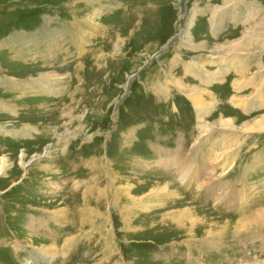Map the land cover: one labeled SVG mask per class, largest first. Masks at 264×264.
I'll return each mask as SVG.
<instances>
[{
    "label": "rangeland",
    "instance_id": "obj_1",
    "mask_svg": "<svg viewBox=\"0 0 264 264\" xmlns=\"http://www.w3.org/2000/svg\"><path fill=\"white\" fill-rule=\"evenodd\" d=\"M183 2L184 29L169 42ZM206 88L223 100L206 121L245 114L234 93L252 117L264 113V0H0V159L9 165L0 264H263L264 226L246 231L237 221L264 207V160L244 172L262 155L264 129L244 138L214 128L203 148L213 142L219 156L203 164L194 136ZM176 152L214 168L198 195L164 165ZM225 156L233 167L220 176ZM169 179L184 201L152 190ZM240 194L246 205L235 202ZM183 206L205 223L176 218ZM219 229L220 244L203 243ZM42 249L52 250L48 262Z\"/></svg>",
    "mask_w": 264,
    "mask_h": 264
},
{
    "label": "bare ground",
    "instance_id": "obj_2",
    "mask_svg": "<svg viewBox=\"0 0 264 264\" xmlns=\"http://www.w3.org/2000/svg\"><path fill=\"white\" fill-rule=\"evenodd\" d=\"M77 34V33H76ZM243 39V38H242ZM252 39V38H251ZM240 42V41H239ZM235 43V42H234ZM237 43V42H236ZM239 45V43L237 44ZM235 46V45H234ZM240 46V45H239ZM245 46V45H244ZM245 49V48H244ZM246 50V49H245ZM229 60V59H228ZM233 60H229V62H231ZM241 71V70H240ZM217 72V71H216ZM213 75V74H212ZM217 76V75H216ZM213 77V76H212ZM222 78V77H220ZM214 79V78H213ZM17 81V80H15ZM35 81V80H34ZM37 82V81H36ZM222 82V81H221ZM235 82H237V80H235ZM14 82L10 83V85H12ZM20 83V82H19ZM242 83V82H241ZM263 84V83H262ZM9 86V85H7ZM18 86V89H21L19 88L20 86L18 84H16V87ZM22 89H25V88H22ZM238 89H241V88H235V90L237 91ZM204 91H206V94L208 93V96L210 98V101L209 103L205 104V106L203 108H200L199 111L200 113L198 112V115H199V119H198V126H201L202 128L198 129V133L197 135L194 136V138H197L196 141L197 143L196 144V147L198 149H201V155L202 157L199 158V161H202L203 160V164L204 163H212L214 161V158H218V153H215V150H214V143L211 142L209 143L210 145L206 146L203 148V146L205 145V142H209V139L211 138L210 135L211 133L213 132V130H215L214 128H218V130L220 129V131L224 132V130H226L225 132H230L232 133V131L236 130V129H240L241 131H239V135L241 137H247L246 134H248V132H251V133H256L258 132L259 130H263L264 129V113L263 114H258L257 116L255 117H252L251 114H248V112L246 111H249L250 109L253 108V105L250 104V107L247 106V107H242V105H244V97L242 96H238L236 95L235 93L231 95V101L230 103H234L237 105L238 107V110L242 111V112H245V114H241V116L239 117V114H238V117H233L231 116L230 114L226 113L225 110L221 113L218 114V116L212 118V120H214V122H210V121H206L204 119L205 115H207L209 112H211V109L215 107V105H219L221 106L223 100L220 99L218 100L216 98V96L214 95V93L212 91H209L206 89H202ZM263 90V89H262ZM234 91V90H233ZM264 93V91L262 92ZM261 93V95H262ZM193 95V94H192ZM191 95V98L194 102V104L198 103L200 100L199 98H197L196 96L195 97H192ZM258 96V95H257ZM260 97V96H258ZM223 98V97H222ZM245 99H247L245 97ZM261 99V98H260ZM258 100V99H257ZM263 100V99H262ZM250 101V100H249ZM262 102V101H261ZM200 103H203V102H200ZM264 103V102H263ZM224 104V103H223ZM202 105V104H201ZM200 105V106H201ZM204 105V103H203ZM226 105V104H225ZM260 105H262L260 103ZM196 106V105H195ZM257 106L259 107V104H257ZM224 107V106H223ZM225 109V108H224ZM242 109V110H241ZM216 110V109H215ZM214 110V111H215ZM244 110V111H243ZM217 111V110H216ZM207 113V114H206ZM212 115V114H211ZM242 116H245V117H242ZM2 130V129H1ZM260 132V131H259ZM230 135V134H229ZM236 135V134H235ZM251 136H254V135H251ZM227 135L224 136L222 135V137L217 141L219 144L223 145L224 147H228L229 145H231V139L227 140ZM250 139H254V138H250ZM259 139V138H258ZM253 140H251L249 142V144H253L251 143ZM240 142V141H239ZM237 142V143H239ZM254 143H256V141H254ZM194 144V145H195ZM238 145V144H237ZM248 145V144H247ZM204 149V150H202ZM234 149V148H233ZM249 149L250 147L248 148V151L245 153V155H248L249 154ZM208 150H211V151H208ZM185 151V150H184ZM227 151V150H226ZM260 151V150H259ZM239 152V150H238ZM222 153V152H221ZM226 154V152H224ZM235 153V152H234ZM168 155V154H167ZM180 155H185V154H182L181 152H176V155H172L170 157L172 158H178L177 162L173 161V160H170V161H167L164 159V165H167L171 168H175V173H178V181H182L185 183V185L187 187H191L192 188V193L191 194H194L196 195L197 193H199L200 190H202V186L205 185L203 184L204 182V179L207 178L206 175H209V176H214V174H216L214 172V168H210L209 170H204L203 171L201 170V166L198 167V164L196 163L195 165L191 164V163H185V161L182 162V158ZM191 156H189V158L191 159H197L196 157H194L192 154H190ZM228 155V154H226ZM253 159V163L251 165H247L245 166L244 168V172L248 173L249 171L251 170H255V168H257L261 163L264 164V162H261L259 164V161L260 159L261 160H264V156L261 155L260 152H257V154H255ZM222 159V158H219V160ZM229 159L228 156H225L223 157L222 159V163L220 165V168H221V173H220V176H223L225 173L227 174L231 168L233 167L232 165V161L234 159V157H232L231 161L230 162H227V160ZM181 160V161H179ZM187 160V159H186ZM217 161V160H216ZM215 161V162H216ZM8 160L7 158L5 157H2L0 159V175L3 174V172L7 169V167L9 165H7L8 163ZM219 163V161H217ZM217 163V164H218ZM227 163V164H226ZM175 165V166H174ZM174 166V167H173ZM212 167V166H211ZM167 168V167H166ZM180 168L182 170H180ZM203 168V167H202ZM168 169V168H167ZM243 172V173H244ZM225 174V175H226ZM216 177V176H215ZM214 179V177H213ZM212 179V180H213ZM224 181V180H222ZM222 181L220 179H217L215 180V182H218V185L215 186V188L217 189L218 186H222V189H221V193H223L225 191V195L227 194V192L231 189V188H227L223 185ZM207 182V181H206ZM205 182V183H206ZM168 184H171L172 188H169V185ZM214 183V182H213ZM150 184V183H149ZM216 184V183H215ZM220 184V185H219ZM158 186V187H157ZM178 185H175L173 183L172 180L169 179V182H165L164 185H162V183H159V182H154L153 184V189L155 187L158 188L159 192L162 194V193H166V195L168 194L169 197H175L177 199V201H184L185 199L184 196H183V192H179L178 188H177ZM212 187V186H211ZM180 188V187H179ZM207 188V187H206ZM210 188V187H209ZM226 189V190H225ZM150 190V191H152ZM193 190L197 193H194ZM205 190V189H204ZM207 190V189H206ZM212 194H215L219 197V194H218V190H217V193H216V190L214 188H211L210 191ZM234 194L236 193L234 190H233ZM229 197H235V195L233 193H231L229 191ZM245 193V192H244ZM198 195V194H197ZM210 195V194H209ZM224 195V196H225ZM264 195V194H263ZM165 196V195H164ZM226 196V197H228ZM241 198L238 196V198L235 200V202L237 204H240L241 201H244V202H247V200H244V199H247V196L246 197H243L242 194H240ZM216 198V197H215ZM258 198V197H257ZM235 198H233L234 200ZM222 201V200H221ZM229 201V200H228ZM242 202V204L240 205H246L247 203H244ZM149 204V203H148ZM191 205V204H190ZM189 205V206H190ZM249 205V204H248ZM257 205V204H256ZM252 206V203L251 205ZM250 206H247V207H250ZM255 206V204H254ZM193 207V206H192ZM246 207V209H247ZM202 208V207H201ZM206 210V209H205ZM246 210H241V212H245ZM250 211V215L248 217H242V218H239L238 219V224L239 226L242 228V229H245L246 231H249L251 229H254V228H258V227H262L264 226V207H259V208H254L253 210H249ZM240 212V213H241ZM179 214H177L176 218H180V219H185L188 223L191 224V226H193L195 223H200V225L202 226L203 223H205L204 219L201 217L199 218V216L194 212L192 211L190 208L186 207V206H183L182 210L180 212H178ZM201 213V212H200ZM175 215V214H174ZM172 219V218H171ZM176 220V219H175ZM172 221L173 224L175 225H179L180 224V221H173V220H170V222ZM207 223V222H206ZM211 225V224H210ZM217 225V224H216ZM221 226V225H220ZM258 226V227H257ZM226 226H222L221 229L225 228ZM263 228V227H262ZM219 229V232L215 233L216 236L214 237V235H210V236H206L204 239H203V243H218L220 244L221 243V236L223 235V232L222 230ZM210 230H208L206 232V234H210ZM213 233V232H212ZM259 235V234H258ZM28 236V235H27ZM189 236H193V235H189ZM192 239V238H191ZM255 239H257V237H255ZM258 239H261V236L259 235L258 236ZM216 240V242L214 241ZM252 241V240H251ZM264 243V242H263ZM262 243V244H263ZM46 248V247H45ZM40 249V248H39ZM263 251V250H262ZM52 252V250H50V252L48 253V251L46 249H42V251L40 252V256H41V259H43L42 261H46L48 262V259L51 257L49 256L50 253ZM54 255V254H53ZM244 261V260H243ZM255 262V261H254ZM192 264H195L194 261L192 262ZM264 264V263H263Z\"/></svg>",
    "mask_w": 264,
    "mask_h": 264
},
{
    "label": "water",
    "instance_id": "obj_3",
    "mask_svg": "<svg viewBox=\"0 0 264 264\" xmlns=\"http://www.w3.org/2000/svg\"><path fill=\"white\" fill-rule=\"evenodd\" d=\"M169 45H170V44H169V43H167V44L165 45V48H166V47H168ZM156 56H157V53H156V54H154V56H153V57H156ZM134 75H135V74H133V75H130V76H129V78H128V82H127V87H126V89H128V87H129V84H130L131 80L133 79ZM126 92H127V90H126Z\"/></svg>",
    "mask_w": 264,
    "mask_h": 264
},
{
    "label": "crops",
    "instance_id": "obj_4",
    "mask_svg": "<svg viewBox=\"0 0 264 264\" xmlns=\"http://www.w3.org/2000/svg\"><path fill=\"white\" fill-rule=\"evenodd\" d=\"M234 67V66H233ZM12 86L15 88V89H17L16 88V84H15V82L12 84ZM18 90V89H17ZM23 90H28V89H23ZM257 104V103H256ZM264 149H262V155L264 156V151H263Z\"/></svg>",
    "mask_w": 264,
    "mask_h": 264
}]
</instances>
